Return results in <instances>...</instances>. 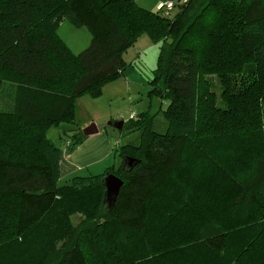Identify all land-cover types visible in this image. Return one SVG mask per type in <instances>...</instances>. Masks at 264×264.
I'll return each instance as SVG.
<instances>
[{
  "label": "trees",
  "instance_id": "16d2710c",
  "mask_svg": "<svg viewBox=\"0 0 264 264\" xmlns=\"http://www.w3.org/2000/svg\"><path fill=\"white\" fill-rule=\"evenodd\" d=\"M179 5L171 16L135 0H0V264H264V0ZM65 19L91 33L80 52L59 34ZM143 33L160 43L150 93L169 101L173 130L144 111L124 123L140 141L115 148L118 167L59 185L49 131L61 137L76 99L123 73ZM87 137L71 130L66 148ZM125 156L138 161L123 168ZM108 171L124 181L111 208Z\"/></svg>",
  "mask_w": 264,
  "mask_h": 264
},
{
  "label": "rangeland",
  "instance_id": "374dc122",
  "mask_svg": "<svg viewBox=\"0 0 264 264\" xmlns=\"http://www.w3.org/2000/svg\"><path fill=\"white\" fill-rule=\"evenodd\" d=\"M135 1L147 9L158 11L161 4L167 0ZM175 1L182 3L185 0ZM180 9V5L177 4L171 11V16L176 15ZM58 31L74 52H80L90 44L91 33L86 26L76 27L68 19H65L61 22ZM159 51L160 43L152 40L147 33L141 34L123 55L126 61L123 73L104 84L100 95L94 96L91 93H86L76 99L74 122L62 124V129L59 130L62 135L61 137L56 128H52L49 131V135L54 138L62 151L66 153L73 151L68 150L65 144V140L69 137L71 130H83L91 124H95L99 128V132L94 135L102 134L106 130L113 133L116 140L114 143L115 148L126 143H137L140 141V132L131 131L127 127L124 128V126L123 128H116L110 125L109 122L117 120L127 122L130 118L139 119L141 113L144 111H149L152 115L151 127L153 130L161 133L173 130L170 121L165 115L169 101L153 97L150 93V90L153 88L152 80L154 79ZM204 81L205 83L206 81L209 83V90L214 93L217 104H222L223 83L220 76L216 73H207L205 74ZM6 95L5 88H0V104L3 101L5 102V100H9ZM132 111L136 112L135 117H131ZM120 163L121 158L119 154L112 149V155L108 161L86 171L90 174L102 173L105 171V165H109L110 167L116 164V167H118ZM93 169L94 172H92ZM77 174H80V172ZM65 177L61 176L59 185L69 183L70 178ZM180 180H182L183 185L187 182V180ZM178 187L180 188L181 184H178ZM188 188L190 187L188 186ZM188 193L189 191L184 194L188 196ZM166 198L169 199V197ZM84 216L80 212L74 213L71 216L72 222L77 223ZM119 231L117 230L118 235Z\"/></svg>",
  "mask_w": 264,
  "mask_h": 264
},
{
  "label": "crops",
  "instance_id": "0c3cea01",
  "mask_svg": "<svg viewBox=\"0 0 264 264\" xmlns=\"http://www.w3.org/2000/svg\"><path fill=\"white\" fill-rule=\"evenodd\" d=\"M94 134L88 135L86 140L72 153L62 151L60 161V178L61 176L71 178V176H74L79 172L85 173L87 172L86 170L98 167L102 163L108 161L112 155V149L113 151L115 150L114 143L116 140L114 138V134L108 132L107 130L102 132V134ZM105 166V170L109 168V165ZM112 166L116 167V164ZM92 172H94V169Z\"/></svg>",
  "mask_w": 264,
  "mask_h": 264
},
{
  "label": "water",
  "instance_id": "95a60500",
  "mask_svg": "<svg viewBox=\"0 0 264 264\" xmlns=\"http://www.w3.org/2000/svg\"><path fill=\"white\" fill-rule=\"evenodd\" d=\"M169 43L173 42L172 38H169ZM125 121L117 120L110 121L109 124L116 128H123ZM85 135H91L98 132V127L95 124H91L83 129ZM137 158L133 156H125L123 162V168H131L136 162ZM123 179L116 175L113 172H106L104 177L102 178V184L104 187V199L103 206L107 208H111L112 205L116 202L117 197L120 192V188L123 185Z\"/></svg>",
  "mask_w": 264,
  "mask_h": 264
},
{
  "label": "built area",
  "instance_id": "2783aa9c",
  "mask_svg": "<svg viewBox=\"0 0 264 264\" xmlns=\"http://www.w3.org/2000/svg\"><path fill=\"white\" fill-rule=\"evenodd\" d=\"M180 2H176L175 0H167L165 1V3L163 2L161 4V6L159 7L160 8H163L164 10V13L166 15H170L171 14V11L174 9V7L178 4L179 5ZM136 116V112H132V115L131 117H135Z\"/></svg>",
  "mask_w": 264,
  "mask_h": 264
}]
</instances>
